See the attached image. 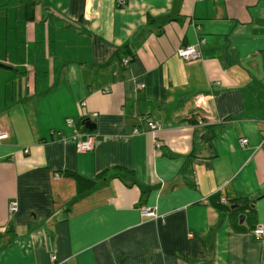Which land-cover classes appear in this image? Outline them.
Masks as SVG:
<instances>
[{
    "label": "crops",
    "instance_id": "obj_1",
    "mask_svg": "<svg viewBox=\"0 0 264 264\" xmlns=\"http://www.w3.org/2000/svg\"><path fill=\"white\" fill-rule=\"evenodd\" d=\"M0 65V264H264V0H0Z\"/></svg>",
    "mask_w": 264,
    "mask_h": 264
},
{
    "label": "built area",
    "instance_id": "obj_2",
    "mask_svg": "<svg viewBox=\"0 0 264 264\" xmlns=\"http://www.w3.org/2000/svg\"><path fill=\"white\" fill-rule=\"evenodd\" d=\"M201 41L202 40H198V42L196 44H188V45L178 47L176 49V55L185 61L196 60L199 57V51L197 49V44ZM128 60H129L128 58H124L121 60V63L123 65H125L128 63ZM136 87L141 88L142 84H137ZM202 99H203L202 96H195L194 101L196 104H200L202 102ZM79 105L83 106L84 103L80 102ZM143 120L146 122V125H147V128L149 131H154L159 126L156 122H154L150 118L146 117ZM65 124L67 126L74 127V122L72 119H69V118L65 119ZM198 124H204V122L198 121ZM74 132L77 134L76 129H74ZM131 132L133 134H137V133H139V130L136 127H134ZM7 136H8L7 132L0 129V141L7 138ZM245 143H246L245 138L241 139L239 141V144L241 146H243ZM94 144H95V136L91 132H86V133H83L82 138L76 142L75 148L78 152H87V151H90L94 147ZM260 146H262L264 148V132L262 133ZM22 151L24 153H27L26 148H24ZM219 201L224 202L225 200H224V198H220ZM16 208H17L16 201L11 200L8 203L7 211H8V213H12L13 211L16 210ZM138 209H139V212L142 216L151 217V218L156 217V214L154 213V211L148 207L140 206ZM251 233L255 238H261L264 235V227L262 225H257L254 228H252ZM54 259H55L54 254H50V260L53 261Z\"/></svg>",
    "mask_w": 264,
    "mask_h": 264
},
{
    "label": "water",
    "instance_id": "obj_3",
    "mask_svg": "<svg viewBox=\"0 0 264 264\" xmlns=\"http://www.w3.org/2000/svg\"><path fill=\"white\" fill-rule=\"evenodd\" d=\"M2 66V65H0ZM3 67V66H2ZM82 124L84 125L85 128H87L88 130H92L95 127V124L93 121L89 120V119H85L82 121Z\"/></svg>",
    "mask_w": 264,
    "mask_h": 264
},
{
    "label": "trees",
    "instance_id": "obj_4",
    "mask_svg": "<svg viewBox=\"0 0 264 264\" xmlns=\"http://www.w3.org/2000/svg\"><path fill=\"white\" fill-rule=\"evenodd\" d=\"M213 204H215V205H216V203H214V201H213Z\"/></svg>",
    "mask_w": 264,
    "mask_h": 264
}]
</instances>
